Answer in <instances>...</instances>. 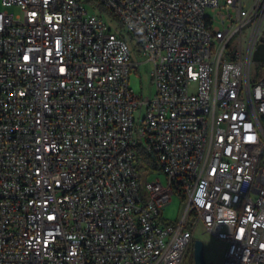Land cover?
Listing matches in <instances>:
<instances>
[{
  "label": "built area",
  "instance_id": "1",
  "mask_svg": "<svg viewBox=\"0 0 264 264\" xmlns=\"http://www.w3.org/2000/svg\"><path fill=\"white\" fill-rule=\"evenodd\" d=\"M1 6L0 264H183L199 225L224 264H264V0ZM123 32L152 65L144 101ZM174 195L184 213L166 223Z\"/></svg>",
  "mask_w": 264,
  "mask_h": 264
},
{
  "label": "rangeland",
  "instance_id": "2",
  "mask_svg": "<svg viewBox=\"0 0 264 264\" xmlns=\"http://www.w3.org/2000/svg\"><path fill=\"white\" fill-rule=\"evenodd\" d=\"M245 6L248 7L253 0H243ZM87 13H93L95 10L99 13V9L95 8L92 4L85 3L84 5ZM97 7V6H96ZM0 9L1 0H0ZM105 19L109 25L115 29L117 32H121V29L117 28V23L112 20L108 15H104ZM123 31V30H122ZM126 39L129 41L131 46V60L134 63H142L139 68L133 69L130 73L129 84L135 90V92L140 96V100H146L152 97L155 93L151 68L152 65L146 61V56L141 51L139 44L134 39L126 35V32H123ZM261 48L264 52V39L263 37L257 41L255 46V51L253 54V62L251 65V78L253 81L260 82L264 81V65L259 63L256 60V54L258 53L257 49ZM196 85H192L190 88L191 92H195ZM138 113V112H137ZM144 109L142 110V114ZM141 180H144V174L140 170ZM160 179L163 183H166V175L161 171H157L154 174L147 177L146 181L150 182L153 180ZM185 203L180 196L174 195L172 202L167 205L165 210L162 213L163 221L166 223L177 222L182 218L184 213ZM194 240H201L204 243V258L207 264H224V253L226 250V244L223 241L217 239L213 234L207 232L202 225H199L194 233ZM183 264H195L194 263V244L189 248L187 256Z\"/></svg>",
  "mask_w": 264,
  "mask_h": 264
},
{
  "label": "trees",
  "instance_id": "3",
  "mask_svg": "<svg viewBox=\"0 0 264 264\" xmlns=\"http://www.w3.org/2000/svg\"><path fill=\"white\" fill-rule=\"evenodd\" d=\"M99 12L102 15H110L105 9H103L102 7L99 8ZM126 35L130 38V40L133 39V37L126 33ZM122 37L126 39L125 35L122 34ZM138 160L142 163L143 167L142 169H145V171L147 172H155V171H159V167L155 161V157L152 154H147L145 153L143 150H139L138 151Z\"/></svg>",
  "mask_w": 264,
  "mask_h": 264
},
{
  "label": "water",
  "instance_id": "4",
  "mask_svg": "<svg viewBox=\"0 0 264 264\" xmlns=\"http://www.w3.org/2000/svg\"><path fill=\"white\" fill-rule=\"evenodd\" d=\"M194 263L207 264L204 258V243L201 240H194Z\"/></svg>",
  "mask_w": 264,
  "mask_h": 264
},
{
  "label": "crops",
  "instance_id": "5",
  "mask_svg": "<svg viewBox=\"0 0 264 264\" xmlns=\"http://www.w3.org/2000/svg\"><path fill=\"white\" fill-rule=\"evenodd\" d=\"M264 39V37H263ZM258 53L256 54V60L264 65V52L261 48L257 49Z\"/></svg>",
  "mask_w": 264,
  "mask_h": 264
}]
</instances>
